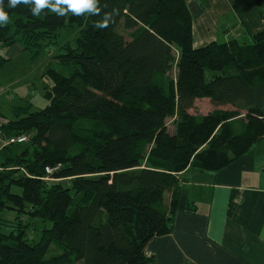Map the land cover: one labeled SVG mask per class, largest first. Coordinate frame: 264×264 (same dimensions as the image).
Here are the masks:
<instances>
[{
	"label": "trees",
	"instance_id": "trees-1",
	"mask_svg": "<svg viewBox=\"0 0 264 264\" xmlns=\"http://www.w3.org/2000/svg\"><path fill=\"white\" fill-rule=\"evenodd\" d=\"M99 3L98 16L59 17L4 0L1 47L39 54L59 29L77 32L54 57L67 75L43 74L46 106L1 125L5 140L29 138L0 149V212L16 213L0 219V264H150L148 244L173 229L179 175L220 171L264 138V28L250 44L196 48L188 0ZM113 9L109 27L95 28ZM197 99L231 109L196 117ZM33 220L51 224L37 241Z\"/></svg>",
	"mask_w": 264,
	"mask_h": 264
},
{
	"label": "crops",
	"instance_id": "crops-1",
	"mask_svg": "<svg viewBox=\"0 0 264 264\" xmlns=\"http://www.w3.org/2000/svg\"><path fill=\"white\" fill-rule=\"evenodd\" d=\"M248 2L195 0L196 17L201 21L197 38L193 26L194 47L216 41L218 31L206 30L208 5L216 20L233 12L240 22L233 39L251 41L264 28V15L257 3L252 1V7ZM179 179L172 232L148 244L145 255L153 258L150 264H264V138L220 171L190 168Z\"/></svg>",
	"mask_w": 264,
	"mask_h": 264
},
{
	"label": "rangeland",
	"instance_id": "rangeland-1",
	"mask_svg": "<svg viewBox=\"0 0 264 264\" xmlns=\"http://www.w3.org/2000/svg\"><path fill=\"white\" fill-rule=\"evenodd\" d=\"M255 0H249L248 3L254 6L252 2ZM195 0H188L190 11L195 18L193 19V26L195 28V37L199 32L198 26L200 25V17H196V9L194 8ZM242 5V4H241ZM207 7V17L209 33L213 30L218 31L216 34V41L218 43L225 42L236 37V29H240V22L235 14L232 12L225 13L219 19L212 14V5ZM255 7V6H254ZM257 9L264 15V0L256 4ZM216 22H218L216 26ZM242 28V27H241ZM217 29V30H215ZM228 30L224 33L223 30ZM118 31L122 33L127 40L128 31H125L122 26L118 27ZM77 28L75 26L62 28L56 32L57 38L55 43L47 44L39 54H36L35 50H23L18 44L12 47L0 46V135L1 125L8 123V121L15 120L14 111L17 108H27L30 112H35L44 106L47 101L44 98L45 88L48 85V81L43 78V74L47 67L58 71L61 74L67 75L66 71L54 58L59 53H62L61 46L66 42H72L75 38ZM240 42L244 41L246 44H250V38L238 39ZM175 69H173L169 76L175 77ZM206 78L212 75L211 72L206 71ZM229 106H215L208 99H197L192 109L188 110V113L196 117H202L214 110H228ZM167 129L170 133L174 131L173 119L167 120ZM3 139L0 136V146ZM11 193L21 194V189L18 187H11ZM168 201V195L165 196V202ZM16 213L12 210L5 209L0 212V219L13 221ZM35 222L32 230L34 241H37L40 237V230L43 226L49 228L51 224L46 222L42 224L40 220H33Z\"/></svg>",
	"mask_w": 264,
	"mask_h": 264
},
{
	"label": "clouds",
	"instance_id": "clouds-1",
	"mask_svg": "<svg viewBox=\"0 0 264 264\" xmlns=\"http://www.w3.org/2000/svg\"><path fill=\"white\" fill-rule=\"evenodd\" d=\"M30 5L31 12L34 16H39L45 9L50 10L59 17H63L69 13L75 16L84 14L100 15L102 6L99 0H8V7ZM118 14L117 9L112 12H105L101 21L94 24L97 29H106L110 23L114 21V17ZM9 23V13L5 11L4 0H0V26H6Z\"/></svg>",
	"mask_w": 264,
	"mask_h": 264
},
{
	"label": "built area",
	"instance_id": "built-area-1",
	"mask_svg": "<svg viewBox=\"0 0 264 264\" xmlns=\"http://www.w3.org/2000/svg\"><path fill=\"white\" fill-rule=\"evenodd\" d=\"M28 136L27 135H20V136H15V137H11L9 139H6L5 141H3L2 145L0 146V149L6 145L9 144H22L25 143L28 140ZM60 169V165H57L55 167H46L45 168V173H46V177L43 178L44 181H52L54 179H51L50 176L55 173L56 171H58ZM55 180H59V179H55Z\"/></svg>",
	"mask_w": 264,
	"mask_h": 264
},
{
	"label": "water",
	"instance_id": "water-1",
	"mask_svg": "<svg viewBox=\"0 0 264 264\" xmlns=\"http://www.w3.org/2000/svg\"><path fill=\"white\" fill-rule=\"evenodd\" d=\"M255 2L258 4L259 3V0H255Z\"/></svg>",
	"mask_w": 264,
	"mask_h": 264
}]
</instances>
